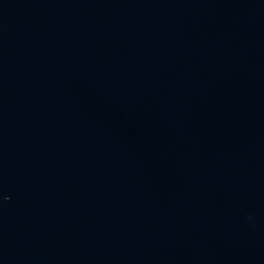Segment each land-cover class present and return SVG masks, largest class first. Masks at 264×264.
<instances>
[{"label":"water","instance_id":"95a60500","mask_svg":"<svg viewBox=\"0 0 264 264\" xmlns=\"http://www.w3.org/2000/svg\"><path fill=\"white\" fill-rule=\"evenodd\" d=\"M0 264H264V0H0Z\"/></svg>","mask_w":264,"mask_h":264}]
</instances>
